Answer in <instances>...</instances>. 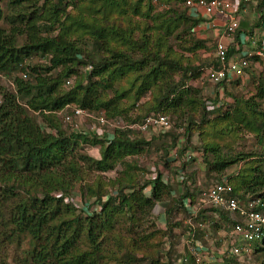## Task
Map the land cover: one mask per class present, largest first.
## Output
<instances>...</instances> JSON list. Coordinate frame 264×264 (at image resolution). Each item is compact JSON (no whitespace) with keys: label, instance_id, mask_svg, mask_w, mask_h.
<instances>
[{"label":"trees","instance_id":"16d2710c","mask_svg":"<svg viewBox=\"0 0 264 264\" xmlns=\"http://www.w3.org/2000/svg\"><path fill=\"white\" fill-rule=\"evenodd\" d=\"M76 1L78 5L85 0ZM143 1L135 0L133 8L129 10L135 16L150 18L145 27L150 28L151 33L156 30V36L161 31L158 43L168 39L172 35V21L165 16L163 20L162 13L150 17L151 7L148 6L149 11H144ZM185 1L158 0V5L163 6V9L169 7L168 13L174 15L175 22L180 20L181 25L187 27L191 37L200 44L202 39L195 34L194 28L202 19L188 13L184 7ZM63 2L64 0H8V17L0 10V20H5L12 26L9 31L0 29V73L6 77L7 72L14 68L21 72L19 78L8 82L9 85L13 84V88L11 85L8 89L0 88V264H99L98 260L81 250L83 238L86 242L97 245L102 231L117 223L116 217L127 214V221H131L132 225L136 221L135 212L140 213L142 217L149 216L158 204L166 205V231H157L161 232L165 242L171 237L173 225L170 219L176 209L177 212L181 210L190 221L196 222L198 216L209 212L206 208L219 213L220 219L225 223L221 229L224 232L223 239L226 240L225 233L233 224L232 214L203 203L195 212L196 200L199 199L201 191L194 195L192 191L185 189L184 193L176 195L170 187V177L175 181L184 182L185 166L188 162L196 160L186 161L185 154H198L197 157H201L207 166L208 174H217L220 177L218 181L224 177L228 179L233 196L239 199L264 197V155L254 161L256 164L251 166L249 172L244 170L233 176L224 175L230 166L244 159L240 157L241 154L234 157L222 156L216 148L212 149L206 143L203 147L192 149L188 145L191 129L187 128L183 136L184 141L182 137L174 138L181 144L175 159L170 157L165 159L164 163L153 165V168L146 169L144 175L143 170H138L139 166L135 163L131 165L126 159L140 151L138 144H146L145 141H150L151 136H164L172 130V122L163 114L167 106L194 103L190 100L184 101V97L190 92L184 80L189 78L188 72L193 73L197 67L190 64L182 66L173 59L169 50L166 51V56H161L157 51H149L151 59L142 53L140 59L135 60L128 47L137 48L136 45H139L145 52V42L135 43L124 34L125 32L118 29L117 23L109 21L112 8L109 9L108 15L101 16L102 22L97 17L94 19L98 21L86 24L82 23L81 19L67 15L65 9L61 10ZM99 2L104 6L108 4L109 7L121 4L120 0ZM149 3H152V0H149ZM174 4L175 8H172ZM100 8L94 12L100 13ZM17 22L20 25H14ZM56 24L59 26V32L54 35L53 26ZM77 25H81L84 32L92 38L95 47L93 55L76 45L73 36ZM42 28L43 32H48L46 37L41 36ZM130 28L133 30L134 25L131 24ZM17 36H24L22 45L17 44ZM112 43L125 48L119 49ZM158 43L155 47H159ZM32 55H39L44 65L30 67L27 72L21 64L24 58ZM154 60H157L155 67L145 73V77L160 82L156 111L148 112L140 120H132L131 114L120 108L117 101L104 99L100 91L116 76L123 77L134 68L143 70L148 61ZM88 66L90 70L85 72ZM211 67L219 68L217 60H214ZM176 73L181 74L179 81L174 80ZM31 74L33 78L30 77ZM67 81H70L69 85H65ZM220 88L224 93L227 91L225 84H220L214 90L212 98L206 97L201 102L197 101L203 117L218 112H225V115L233 106L236 99L233 97L231 102L225 103V98L218 93ZM191 91L196 95L199 93V90ZM146 96L148 99L144 100ZM148 100L149 96L143 95L140 102ZM239 102L245 110L258 107L256 104L264 102V82H258L256 92L249 100L242 99ZM67 106L78 107L90 115L103 116L107 120L122 119L128 124L139 122L149 114H162L167 117L170 127L149 137L130 129H114L96 134L88 128L89 120H84L85 126L73 131L56 116L57 111ZM232 111L241 113L237 105L233 110L231 108V113ZM251 112L255 113L253 110ZM255 114L259 119L258 129L264 136V110ZM135 135L143 139H132ZM176 141L173 143L174 148L178 145ZM170 146L172 147V143ZM90 147L95 148L88 151ZM93 150L97 152L98 157L91 154ZM207 153L211 154V161L207 160ZM117 166H121L122 170L115 171V177L109 181L110 188L103 189L102 183L97 182L92 186L88 185L90 193L78 192L79 205L71 199L75 194L74 187L83 181L84 174L94 172L104 177V174L115 170ZM137 172H142L141 185L136 181L138 176L141 179L140 173ZM238 176L240 182L235 183ZM179 178L183 180L180 181ZM187 203L189 208H186ZM71 210L77 211L78 214L71 220L63 218L62 215ZM189 227L188 233L193 232L195 239L202 243V233L198 231V237V229L192 223ZM126 232L131 234L129 229ZM150 236H139L136 240L130 236L133 250L143 252ZM24 240L27 241L28 249L23 255H18L7 263L2 254L5 245L15 244L19 247ZM254 249L264 251V241L261 245H255ZM98 259L102 261L101 257ZM143 259L148 264L160 263L159 255L146 256ZM133 261L140 260L128 257L130 264ZM222 261V264H239L236 258Z\"/></svg>","mask_w":264,"mask_h":264},{"label":"rangeland","instance_id":"374dc122","mask_svg":"<svg viewBox=\"0 0 264 264\" xmlns=\"http://www.w3.org/2000/svg\"><path fill=\"white\" fill-rule=\"evenodd\" d=\"M53 1L56 2V0ZM120 1L121 4L118 6L109 7L110 5L107 4L104 6L99 0H85L79 2L78 5L76 0H64L61 10L65 9L67 15L75 17L76 19H81L82 23L93 24L98 20L102 22L101 16L108 15L109 9L112 8L113 11L109 16V21L117 23L119 25L118 29L125 32L124 34L131 38L135 43L141 44L142 42H145V52L142 51V48L140 49L139 45H136L138 46V49L135 47H128V51L131 52V55L135 60L140 59L142 53H145L149 59H151V55H148L151 54L149 51H157L161 56H166V51L169 50L173 59L181 63L182 66H189L190 64L192 67H197V70L193 73L188 72L189 78L184 80L186 86L190 89V92L184 97V101L190 100L194 103L192 105L182 103L180 106L176 107L167 106L163 110V114L169 118L173 125L172 130L167 134L168 136H151L152 139L150 141L144 140L146 144H138V149H140V151H138L136 155L129 156L126 160L131 165L135 163L139 166L138 170H143L145 175L146 169H151L154 167L153 165L164 163L165 159L168 160L170 158L169 153L174 149L173 143L176 141L174 138L182 137L183 140L186 129L190 128V143L188 142V138L186 139L189 143L188 145L192 147V149L203 147V144L206 143V145L212 147V149L216 148L218 153L222 156L234 157L241 154L240 157L242 159L244 158L230 166L225 171L224 175L233 176L235 173L244 170L249 172L251 166L256 164L254 161H258L259 157L264 155V136L258 129L257 125L259 119L258 115L255 114L257 111L264 110V102L256 104L258 107H253L252 109L246 108L245 110L239 101L242 99L249 100L255 94L258 82H264V71H262L264 66L262 64L260 67L255 66L253 62L242 80L238 79L229 84H225L227 91L225 93L223 91L220 96L225 98V103L231 102L234 97L236 99L233 102L235 105L232 104L233 106L231 108L233 110L237 105L242 114L234 113L233 111V113H231L230 108L227 111V114L229 113L228 115H223L225 112H218L203 117L201 108L197 105V101L201 102V100H204L206 97L212 98L215 93L214 90L217 89V86H214L210 82L207 74L209 69L212 68L211 66L215 60V37L211 31L195 32V34L202 39L200 41V44L202 45H200L197 43L198 41L194 40L188 33L187 27L181 25L180 20L175 22L174 15L168 13L167 9H169V7L163 9V6L161 5H152V3H149V0H144L142 4L144 11L148 9V6L149 8L151 7L150 17L157 13H162L163 20L165 16L166 19L168 18L172 21V35L166 40H160L158 43L157 40L161 35V31L158 34L159 36H156V30L151 33V31H149L150 28L148 29L145 27L146 22L150 21V18L135 16L129 10L130 8H133L135 0ZM175 5L176 4H174L172 8H175ZM98 7H101L100 13H95L94 10ZM260 7H262L263 13L261 14L264 17V0H254V4L250 7L251 9L248 13V16H250V18L248 17L250 20L249 27L254 28V24L251 22V19H253L252 15L259 14ZM0 10L5 17L7 14H10L8 0H0ZM97 17H99L98 20L94 19ZM164 23L165 22H163V25ZM131 24L134 25L133 30H130ZM14 25L20 24L17 22L14 23ZM57 26L58 24L53 26L54 29L52 34L54 35L59 32V26L58 28ZM11 27L12 26H10L5 20H0V29L9 31ZM47 35L48 32H43L42 28L41 36L46 37ZM73 38L75 39L76 45L80 46L85 52H89L93 55L92 52L95 51L94 42L92 38L84 32L81 25H77V30ZM16 39L18 45H22L25 40L24 36H17ZM156 43H158L159 47H155ZM112 45L115 44L112 43ZM115 46L119 49L125 48L124 46H122L123 48L120 47L118 44ZM190 48L192 49L188 50ZM156 62L157 60L148 61V63L143 66V70L138 71L134 68L132 72L127 73L123 77L116 76V78L111 79L106 85H104L105 89L103 88L100 91L102 97L106 100L113 99L117 101L120 108H124L131 114L130 119L132 120H140L148 112L156 111V99L160 94V82L152 81L150 79L148 80L145 77V73L151 71L152 68L155 67ZM21 65L25 67L28 72L30 67L44 65V62L39 55H32L28 58H24ZM7 73L8 75H6V77L8 76V78L5 77V74L0 73V88L2 89H8V86H10L8 82H12L14 78H19L21 72L14 68ZM30 77L33 78V75L31 74ZM180 78V73L174 75L175 81H179ZM78 79H80V77H78ZM191 89L199 90V93L196 95L192 93ZM1 92L2 90H0V93ZM143 95L149 96V100L144 103H142V101L140 102ZM147 99L148 97L146 96L144 100ZM251 110L255 113H252ZM84 126L85 123L83 122L81 127ZM132 139L143 138L135 135ZM171 143L172 147L170 146ZM176 143L178 142L176 141ZM92 148L95 147L88 148V151H91ZM91 154L98 157L97 152L94 150ZM206 155L207 160L211 161V154L207 153ZM185 167L186 168L183 170L185 175L184 182L181 183L178 180L177 182L170 177V187L176 195H181V193L185 192V189H189V191H192L195 195L200 191L207 189L210 185L219 182L218 180L220 177L215 173L208 174L207 166H205V163L199 156L196 160L188 162ZM121 170V166H117L115 170L104 174V177H101L98 173L87 172L83 176V181L74 187L75 194L77 195L78 192H86V194L90 193L87 189L88 185L92 186L97 182L102 183L103 189L104 187L105 189L110 188L111 185L109 181L115 177V171L120 172ZM137 173H140L141 177L142 172ZM144 175L143 177L145 179ZM239 176L235 178V183L240 182ZM136 181L141 185L143 182L142 177L140 179L138 176ZM77 205L79 204L77 203ZM165 206V204H158L149 216L142 217L140 213L135 212L134 219L136 221L132 223V225L131 221H127L128 215L121 214L120 217H116V224L108 226L102 231L97 245L86 242V239L83 238L81 250L98 260L99 264H130V262H128V257H135L140 260L133 261L131 264H148L143 257H155L157 255H159L160 258L159 264H182L181 260L185 253L184 242L188 237V231L190 229L189 225L192 223V225L198 229L196 235L198 231L202 233L204 237L201 239L202 243L210 253L217 255V253L221 251L224 241V232L221 228L222 226L224 227L223 224L225 223L220 219L219 213L210 211L209 208H206L209 212L201 214L200 217L198 216L196 222L190 221L189 217L182 213L181 210L177 212V209L175 208L176 211L172 213V218L170 219L171 225H173V231L171 232L169 240L166 241L168 244H166L161 232L157 233V231L164 232L166 229L165 224H168V218L165 216ZM77 214V211L71 210L62 216L67 220H71ZM127 229L131 231L130 235L127 234ZM144 235H151L148 242L145 243L144 251H134L130 236L133 240H136L139 236ZM197 236L199 237V235ZM116 242L121 243V245H118ZM27 249V241L24 240L19 247L15 244L5 245L2 254L4 255V260L9 263L14 257L23 255ZM165 250H168V252H164ZM98 257H101L102 261L99 260ZM237 262L239 264H264V251H257L254 249L249 257H238Z\"/></svg>","mask_w":264,"mask_h":264},{"label":"built area","instance_id":"2783aa9c","mask_svg":"<svg viewBox=\"0 0 264 264\" xmlns=\"http://www.w3.org/2000/svg\"><path fill=\"white\" fill-rule=\"evenodd\" d=\"M158 5V0H152ZM254 0H186L184 7L191 15L198 16L202 22L194 28V32L211 31L215 37L214 55L219 64L218 69L210 68L208 78L214 86L229 84L235 80L243 79L246 71L252 66L264 65V17L260 18V29L246 33L240 31V12L243 7L253 6ZM249 46L244 50V46ZM90 70L86 67L85 72ZM25 78V75L22 74ZM67 81L65 85H69ZM13 88V84H10ZM221 88L218 93L221 95ZM56 116L64 125L78 130L84 120H89L88 128L96 134L109 132L114 129H130L138 131L147 137L162 133L170 127L167 117L162 114H149L139 122L126 123L122 119L107 120L103 116L95 117L78 107H66L56 112ZM182 143V142H181ZM178 145L170 151V157L177 156ZM193 153L185 154V160L196 159ZM182 181V178H179ZM75 196V197H74ZM71 199L80 203L75 194ZM202 203L219 211L232 214L233 224L230 226L224 239L222 249L217 255L209 250L188 233L184 242L185 253L182 264H222L223 259L247 256L255 245L264 241V197L239 199L233 196V190L226 177L218 183L210 185L199 194L196 200L195 212ZM189 203L186 208H189ZM166 244H168L166 242Z\"/></svg>","mask_w":264,"mask_h":264},{"label":"crops","instance_id":"0c3cea01","mask_svg":"<svg viewBox=\"0 0 264 264\" xmlns=\"http://www.w3.org/2000/svg\"><path fill=\"white\" fill-rule=\"evenodd\" d=\"M251 6L243 7L241 12H240V23H239L240 31L242 30V31H244L246 33H252V31L254 32L256 30H259L260 29V22L259 21H260V18L263 17L262 14H261V13H263L262 10H260L259 14H253L252 15L253 19H251V22H253L254 28L249 27L250 26V23H249L250 16H248V13L250 12V9H251L250 7ZM213 36H214V34H213ZM249 48H250L249 46L245 45L243 49L244 50H248ZM196 155H198V154H196Z\"/></svg>","mask_w":264,"mask_h":264}]
</instances>
